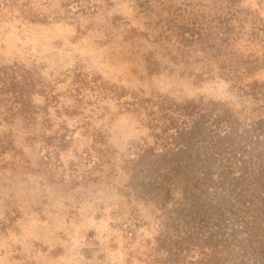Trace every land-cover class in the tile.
<instances>
[{"label": "rangeland", "instance_id": "1", "mask_svg": "<svg viewBox=\"0 0 264 264\" xmlns=\"http://www.w3.org/2000/svg\"><path fill=\"white\" fill-rule=\"evenodd\" d=\"M241 5L261 31L239 52L263 61L264 0ZM159 16L135 0H0V264L164 263L177 231L243 227L242 183L247 220L264 212V65L246 89L207 80L215 66L182 58ZM190 102L236 129L186 127Z\"/></svg>", "mask_w": 264, "mask_h": 264}, {"label": "trees", "instance_id": "2", "mask_svg": "<svg viewBox=\"0 0 264 264\" xmlns=\"http://www.w3.org/2000/svg\"><path fill=\"white\" fill-rule=\"evenodd\" d=\"M78 2L80 0H73ZM137 5L147 16H159L158 25L163 34L174 40L177 52L182 58L192 59L203 66L209 67L207 80H213V75L224 78L232 83L231 89H246L242 84L244 78L249 77L258 66L264 65V60H246L239 52L240 41L249 37L257 41L261 31L256 22L249 23L244 19V9L241 0H221L217 6L205 10L197 5L194 0H135ZM217 2H220L218 0ZM192 66L188 60L185 62ZM261 68V67H260ZM213 104L204 105L202 102H190V106L179 109L180 116H188L192 121L186 127L196 123H203L215 131L233 132L234 124L220 121L218 115L222 107ZM186 125V124H185ZM229 173V172H228ZM224 171L220 178L224 177ZM246 181L245 176H242ZM210 183L205 185L203 192H213L221 189L222 184ZM239 201L246 208L243 217V227L228 233L219 229L208 238L202 240L199 236L191 234L187 238H179L174 247L165 250L164 263L160 264H264V212H253V221L247 220V213H252L254 201L250 196V186L242 183ZM257 198L264 207V187L257 189ZM252 198V199H251ZM222 228V227H219Z\"/></svg>", "mask_w": 264, "mask_h": 264}]
</instances>
